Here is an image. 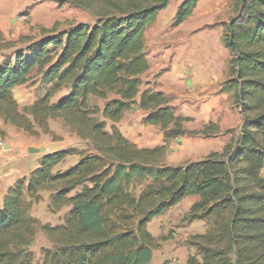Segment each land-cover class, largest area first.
Instances as JSON below:
<instances>
[{"label": "trees", "instance_id": "16d2710c", "mask_svg": "<svg viewBox=\"0 0 264 264\" xmlns=\"http://www.w3.org/2000/svg\"><path fill=\"white\" fill-rule=\"evenodd\" d=\"M55 1L89 11L96 21L44 30L51 35L30 44V55L20 50L15 61L0 63V119L34 136L37 128L53 134L49 121L62 119L91 148L46 153L7 190L0 205V264H150L160 243L149 224L189 196L198 198L186 220H204L209 228L190 238L196 254L187 264H264V0H235L224 34L232 59L223 90L243 114L239 134L221 151L178 165L165 163L173 140L218 130L190 131L191 118L177 114L168 95L142 90L150 69L146 31L171 0ZM199 1L183 0L173 26ZM10 46L0 29V52ZM34 70L50 86L21 107L14 89ZM92 97L104 107L92 105ZM135 104L146 113L143 123L163 132L162 144L139 147L118 128ZM74 155L79 160L61 169ZM45 191L52 212L68 208L62 224L33 215ZM39 231L53 246L42 248L36 261L29 246Z\"/></svg>", "mask_w": 264, "mask_h": 264}, {"label": "rangeland", "instance_id": "374dc122", "mask_svg": "<svg viewBox=\"0 0 264 264\" xmlns=\"http://www.w3.org/2000/svg\"><path fill=\"white\" fill-rule=\"evenodd\" d=\"M183 0H171L162 10L157 21L146 31V54L150 69L142 75L147 88L161 90L170 97V107L180 115L190 117L186 127L190 131H202L207 125H216L218 131L211 135L202 133L186 135L173 140L165 159L168 165H178L199 160L212 151H221L232 137L238 135L243 123L240 107L231 94L223 90L231 79V51L225 46L224 34L230 19L235 15V0H200L193 14L181 25L173 26V19ZM96 18L80 7L70 3L60 4L55 0H0V29L11 45L0 52V63L15 61L20 50L26 55L28 46L46 36L44 30L66 31L80 23L94 24ZM49 82H43L42 74L34 70L30 80L14 89V96L21 107L33 103L43 95ZM66 90L59 92L53 101H59ZM92 105L104 107L105 101L92 97ZM145 112L137 104L116 125L123 134L139 147H154L163 143L159 127L143 123ZM98 117L103 120L101 114ZM53 134H45L37 128L34 136L0 119V139L8 147L0 159V176L11 171L27 173V168L37 165L49 152L74 148L87 152L91 145L79 138L62 120L49 121ZM112 123L107 122L111 131ZM10 149V150H9ZM79 155L69 158L61 169H66L79 160ZM8 169L9 171H5ZM11 171V172H12ZM21 173V174H22ZM23 177V176H22ZM33 208V215L42 223L62 224L68 208L52 212L49 207V192ZM189 196L157 216L149 224L150 232L158 239L159 246L153 251L150 264H187V259L196 254L189 242L197 233H204L209 225L204 220L190 221L186 216L197 200ZM49 237L39 231L29 246L38 261L44 247H52Z\"/></svg>", "mask_w": 264, "mask_h": 264}, {"label": "crops", "instance_id": "0c3cea01", "mask_svg": "<svg viewBox=\"0 0 264 264\" xmlns=\"http://www.w3.org/2000/svg\"><path fill=\"white\" fill-rule=\"evenodd\" d=\"M34 164L35 165L32 166L31 168H29V169L27 168V170H28L27 173H22L21 171H18V170L12 171V169H11L12 172L10 171L6 175L0 176V205L2 204V202L4 200V197H5L7 190L10 187H12L19 178H21L22 176L28 175L31 172V170H33L35 167H37L39 165V163L37 165V161ZM6 171H9V170L5 169L4 172H6ZM43 195H44V193H43Z\"/></svg>", "mask_w": 264, "mask_h": 264}, {"label": "built area", "instance_id": "2783aa9c", "mask_svg": "<svg viewBox=\"0 0 264 264\" xmlns=\"http://www.w3.org/2000/svg\"><path fill=\"white\" fill-rule=\"evenodd\" d=\"M7 142L5 139H0V159H3L4 153L6 152L7 149Z\"/></svg>", "mask_w": 264, "mask_h": 264}]
</instances>
